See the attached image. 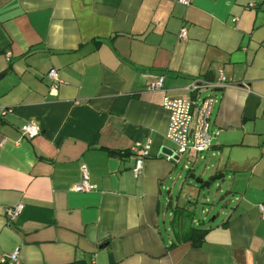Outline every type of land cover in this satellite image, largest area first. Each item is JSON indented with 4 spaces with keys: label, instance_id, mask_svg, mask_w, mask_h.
Listing matches in <instances>:
<instances>
[{
    "label": "crops",
    "instance_id": "obj_1",
    "mask_svg": "<svg viewBox=\"0 0 264 264\" xmlns=\"http://www.w3.org/2000/svg\"><path fill=\"white\" fill-rule=\"evenodd\" d=\"M219 70L246 87L214 93L211 147L182 156L205 160L203 181L222 174L232 199L199 222V191L184 179L190 195L173 198L179 161L158 157L161 102ZM0 74V264L16 246V264H264V0H0ZM147 140L135 176L131 146ZM82 166L95 187L74 191Z\"/></svg>",
    "mask_w": 264,
    "mask_h": 264
},
{
    "label": "built area",
    "instance_id": "obj_2",
    "mask_svg": "<svg viewBox=\"0 0 264 264\" xmlns=\"http://www.w3.org/2000/svg\"><path fill=\"white\" fill-rule=\"evenodd\" d=\"M187 5L189 0H177ZM178 37H186V29L181 27ZM6 59L10 53L5 52ZM50 80V89L56 90L60 84L58 71L50 68L47 71ZM164 75H156L146 88L148 90H161L163 88ZM246 87L244 82L234 83L228 79L221 70L218 71L215 79L204 77L191 78L188 84L180 88L186 92L184 96L164 95L161 106L168 113V124L165 136L175 145V149L168 148L169 153H164L165 158L172 163L179 161L182 155L193 156L200 155L207 151L212 144V138L218 133L210 126V115L212 105L215 102L214 93L225 87ZM206 90L207 94H202ZM40 132V128L33 122H27L21 127V134L25 138H32ZM149 141L145 143H135L131 150L136 153L135 163L132 172L137 176L143 167V158L149 153ZM81 178L73 186L74 191H89L95 186L89 181L88 172L85 166L81 167ZM22 208L21 203L5 208L7 220H14ZM261 216L264 217V203L258 204ZM18 250L16 246L6 257L2 258V263L16 264L18 261Z\"/></svg>",
    "mask_w": 264,
    "mask_h": 264
},
{
    "label": "rangeland",
    "instance_id": "obj_3",
    "mask_svg": "<svg viewBox=\"0 0 264 264\" xmlns=\"http://www.w3.org/2000/svg\"><path fill=\"white\" fill-rule=\"evenodd\" d=\"M167 145L170 148L175 149V145L172 142L168 141ZM201 155L205 156V152L201 153ZM185 164L188 168H192L190 172H187L188 170L186 167H183ZM204 165L205 160L202 161L199 157H197L193 164H190V161L186 160L185 156H182L179 159V162L174 165L173 180L168 184V186L171 187V194L173 198L178 195L182 202H184L186 197L191 193V190H189V187L185 184L184 179L186 182L192 184V188H196V190L199 191L197 196L198 203L194 211V216L199 222H202V220H204L207 216L210 218L218 211H224V209L227 208V206H225L224 199L225 201H228V204L230 203V199H232V197H223V192L225 190L224 186L221 184V180L211 181L209 185L202 187L200 184L195 183L194 180L187 177L189 173L199 176L204 169ZM178 175L180 176L179 178H177ZM196 195L197 194L195 193V197ZM208 221L209 219L205 222ZM200 224L202 225V223Z\"/></svg>",
    "mask_w": 264,
    "mask_h": 264
},
{
    "label": "trees",
    "instance_id": "obj_4",
    "mask_svg": "<svg viewBox=\"0 0 264 264\" xmlns=\"http://www.w3.org/2000/svg\"><path fill=\"white\" fill-rule=\"evenodd\" d=\"M206 231L207 229L192 226L188 235L184 239L186 240L188 239L191 241L192 244L197 245L202 241ZM2 264H5V263H2Z\"/></svg>",
    "mask_w": 264,
    "mask_h": 264
},
{
    "label": "water",
    "instance_id": "obj_5",
    "mask_svg": "<svg viewBox=\"0 0 264 264\" xmlns=\"http://www.w3.org/2000/svg\"><path fill=\"white\" fill-rule=\"evenodd\" d=\"M0 76H1V74H0ZM169 152H170V150L168 148H162L160 150V153L158 154V157H164L165 156L164 153H169ZM222 176H223L222 174H217V175H214V176L210 177L208 180H205V181H203L200 178L196 177L194 174H190L189 178L194 180L196 183L201 184L202 186H207L209 181L218 180Z\"/></svg>",
    "mask_w": 264,
    "mask_h": 264
}]
</instances>
